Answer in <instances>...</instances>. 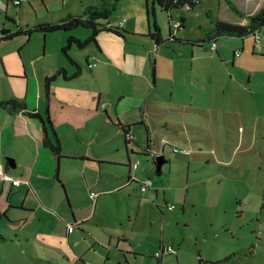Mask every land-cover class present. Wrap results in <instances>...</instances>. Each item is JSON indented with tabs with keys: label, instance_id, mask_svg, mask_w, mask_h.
Instances as JSON below:
<instances>
[{
	"label": "rangeland",
	"instance_id": "374dc122",
	"mask_svg": "<svg viewBox=\"0 0 264 264\" xmlns=\"http://www.w3.org/2000/svg\"><path fill=\"white\" fill-rule=\"evenodd\" d=\"M233 1L249 9L248 0ZM100 2L0 0V31L84 15L88 6ZM183 17L186 26L175 29ZM173 18L174 36L185 42L172 41L168 15L157 6L155 20L165 43L155 47L148 37L154 17L150 14L148 22L146 1L124 0L109 21L117 26L126 20L122 26L131 35L121 38L102 32L98 45L69 51L87 75L86 57L98 52V46L117 58L122 70L114 64L98 79L113 102L121 94L142 92L152 100L150 132L158 151L154 161L161 155L167 161L161 175L154 168L150 196L133 184L130 192L99 196L97 208L86 196L75 210L62 188L64 207L58 214L65 223L52 211L37 213L26 225L0 219V234L10 239L0 243V264H159L155 256L162 243L172 245L178 254L165 252L160 264H200V258L203 264H264V41L221 36L215 40L217 52L211 50L212 43L197 44L212 32L216 20L246 25V18L235 14L227 0H201L193 10L175 9ZM70 33L81 40L91 36V30L81 27ZM64 35L34 33L30 42L19 36L0 43V100H25V64L30 66L32 96L36 83H44L45 65L57 61L60 50L55 40ZM6 71L12 74L6 76ZM135 136L145 147L146 131L137 128ZM164 139L170 144L160 155ZM172 148H188L192 154L174 153ZM135 158L141 175L148 159ZM81 165L69 169L74 186L84 181ZM4 205L1 198L0 206ZM75 212L87 222L69 233ZM34 219L50 224V234L39 232L28 240Z\"/></svg>",
	"mask_w": 264,
	"mask_h": 264
},
{
	"label": "crops",
	"instance_id": "0c3cea01",
	"mask_svg": "<svg viewBox=\"0 0 264 264\" xmlns=\"http://www.w3.org/2000/svg\"><path fill=\"white\" fill-rule=\"evenodd\" d=\"M231 1L246 15L255 14L264 7V0H248L246 2L248 10L239 8V5ZM245 20L247 24L248 19ZM55 42L60 55L53 64L45 65L43 78L52 76L61 68H64L68 75L76 71V67L62 53L67 35L65 34L64 38H56ZM54 49L55 46L50 48L51 56H54ZM45 50L46 57L49 49L46 47ZM97 50L99 51L89 52L87 55L90 57L89 63L100 61L99 64L96 62V67L88 68L90 75L84 73L82 66L73 59L82 68L80 76L69 81L58 77L51 85L49 98H46L44 83L41 82L36 83L38 89L32 90V96L30 95V66L26 67L25 64L28 90L24 98L28 103L29 112L50 115L61 141L63 157H56L52 150L44 145L46 132L39 118L24 112L11 113L0 110V173L7 172L24 182L23 185L15 187L10 182L3 181L0 175V199L4 198L5 203L4 206H0V213H6L7 217L4 218L13 220L15 224L26 225L37 213L43 211L56 213L55 219L65 223L63 217L58 214L62 213L64 207L63 189L66 196L68 192L76 210L79 201L86 196L92 199L97 208L101 195L130 192L133 184L141 187V183L148 178L152 180L153 186L155 185L152 177L157 163L155 164L151 153L158 151L153 148L150 132V119L153 118L152 100H147L142 92L129 93L128 96L121 94L119 99L113 102L109 91L101 82L100 86L98 85V79L110 66L116 64L118 69L122 70L123 65L100 46ZM5 74L9 76L12 72L8 74L6 71ZM118 122L131 125L133 139L128 143ZM164 126L168 128L169 124L165 123ZM137 128L146 131L145 147L136 141ZM141 154L148 161L140 175L141 163L137 169H132V165L138 160L135 157L142 156ZM76 163L82 164L84 177L83 183L78 186H74L69 170ZM92 168L95 174H92ZM157 173L159 174L158 170ZM23 188L25 189L22 190ZM92 192L98 193L96 200L91 197ZM17 212L24 214L16 216ZM86 219L79 217L75 212L74 223L79 224L76 228L82 229L87 222ZM33 222L36 226L32 231H28L26 236L28 240L36 238L39 232L48 233L47 228L51 227L50 224H43L42 220L37 222L34 219Z\"/></svg>",
	"mask_w": 264,
	"mask_h": 264
},
{
	"label": "trees",
	"instance_id": "16d2710c",
	"mask_svg": "<svg viewBox=\"0 0 264 264\" xmlns=\"http://www.w3.org/2000/svg\"><path fill=\"white\" fill-rule=\"evenodd\" d=\"M121 1L124 0H109V1L101 0V2L98 4L88 6L84 12V15H77V16L68 15L67 17L57 22L39 23L38 25L32 28H26V29L19 28L16 31L3 28L0 31V43L13 40L19 36H26L27 42H30L34 33H42L46 36L47 34L50 33L63 32L64 34L67 35V42L65 46L62 48V53L66 56L69 62L76 67V71L72 75H68L66 70L64 68H61L52 76L46 77L44 80V94L46 98H49L51 85L58 77L61 76L66 81H69L79 77L82 72V68L69 55V51L71 50V48L76 47L78 50L83 51L91 43H95L96 45H98L97 37L102 32H110L121 38H127L128 35H131V33L127 32L123 28V26L113 25L109 21L111 15L116 11L117 5ZM145 1L147 6L148 18L150 14H153L154 17V24H153L154 30L153 32L150 31L148 37H150L153 40L155 47H159L161 44L165 43L164 39L161 36L160 28L155 20L157 6L161 10L165 11L168 15L169 24H170V33L173 36L172 41L177 43L185 42V40L176 38L174 36L175 34L173 31V24H172L174 22L173 11L175 9H181V8H186L189 11L193 10L201 3V0H145ZM227 2H228V6L233 10V12H235V14H237L242 18H247L248 23L246 25H239V24H229L221 20H216L214 22V28L212 32L207 36L206 39H203L201 42H197L198 45L201 46L204 45L205 43L210 44L212 42H216L215 40L221 36L239 37L243 39L244 42L245 38L250 36L254 38V35L257 34V32H264V7L255 14L246 15L242 11H240L238 7L231 0H227ZM185 26H186V19L184 17L181 18V20L178 23L174 24V27L177 30H180ZM79 27L91 30V36L86 40H81L70 33L71 31ZM186 42H190V41H186ZM192 44H196V43L192 42ZM86 61L87 64H89L90 61L89 56L86 57ZM152 68H153V76H155V72H156L155 60L152 63ZM0 110L9 111L11 113L24 112L39 118L46 132L44 145L46 147H49L56 157L58 158L63 157L60 138L57 132L55 131L53 122L48 113H46L45 116L36 112L31 113L29 112L28 103L25 100H20L14 97L5 100H0ZM118 124L119 126H121L124 135L126 137V142L128 143L129 141L132 140V139L131 140L128 139V135L131 134L130 131L131 125H125L120 122H118ZM161 158L166 161V158L163 155ZM158 172L159 174H161L162 170ZM2 217H7L6 213H0V219ZM9 240H10L9 237L0 234V243L7 242ZM155 259L158 261L159 264L162 262V257L155 256ZM199 262L200 264H203V260L201 258Z\"/></svg>",
	"mask_w": 264,
	"mask_h": 264
},
{
	"label": "built area",
	"instance_id": "2783aa9c",
	"mask_svg": "<svg viewBox=\"0 0 264 264\" xmlns=\"http://www.w3.org/2000/svg\"><path fill=\"white\" fill-rule=\"evenodd\" d=\"M17 3L19 4L20 1H17ZM124 22L125 21H122L121 25H119V26H122ZM254 38H255V41L261 43L262 41H264V32H257V34L254 35ZM211 50L212 51H216L217 50V45H216L215 42H212ZM96 65H97L96 62H90L88 64V68L92 69V68L96 67ZM128 139L129 140L133 139V136L131 134H129L128 135ZM169 144L170 143H169L168 140H166V139L163 140L160 155L163 153L164 147L166 145H169ZM172 149H173L174 153H182V154H185V155H188V156L192 154V150L188 149V148H181V149L172 148ZM157 154L158 153L152 152L151 153V157L153 159H156L157 158ZM139 164H140L139 161L134 162L133 165H132V169H137ZM0 175H1V178H2L3 181L10 182L12 184V186L19 187V186L24 184V182H22L20 179H15L14 177H12L7 172H1ZM25 184H27V183H25ZM152 187H153V182H152V180L150 178H148L146 181L141 183V192H142V194L150 196V189ZM98 196H99L98 193H95V192L91 193V197L94 200H96ZM168 208L169 209H174L175 207L173 205H171V206H168ZM78 225L79 224H77V223L74 224V225H71L69 231L72 232L74 230V228L77 227ZM165 252L168 253L169 255L170 254H175V255L178 254L177 249L174 248L172 245H164V244H162L161 247H160V251L157 253L156 257H163V254Z\"/></svg>",
	"mask_w": 264,
	"mask_h": 264
},
{
	"label": "water",
	"instance_id": "95a60500",
	"mask_svg": "<svg viewBox=\"0 0 264 264\" xmlns=\"http://www.w3.org/2000/svg\"><path fill=\"white\" fill-rule=\"evenodd\" d=\"M146 8H147V6H146ZM147 17H148V15H147ZM148 20H149V18H148ZM161 157L162 156H159L158 159H157V170L158 171L162 170L163 164L166 162Z\"/></svg>",
	"mask_w": 264,
	"mask_h": 264
},
{
	"label": "bare ground",
	"instance_id": "6f19581e",
	"mask_svg": "<svg viewBox=\"0 0 264 264\" xmlns=\"http://www.w3.org/2000/svg\"><path fill=\"white\" fill-rule=\"evenodd\" d=\"M13 177V176H12ZM18 179V178H17Z\"/></svg>",
	"mask_w": 264,
	"mask_h": 264
},
{
	"label": "clouds",
	"instance_id": "9594fccd",
	"mask_svg": "<svg viewBox=\"0 0 264 264\" xmlns=\"http://www.w3.org/2000/svg\"><path fill=\"white\" fill-rule=\"evenodd\" d=\"M162 156V155H161Z\"/></svg>",
	"mask_w": 264,
	"mask_h": 264
}]
</instances>
